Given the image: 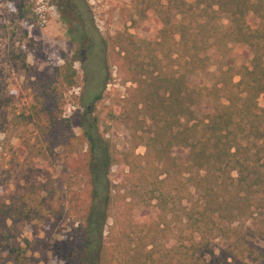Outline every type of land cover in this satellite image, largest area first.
Instances as JSON below:
<instances>
[{
    "label": "trees",
    "instance_id": "16d2710c",
    "mask_svg": "<svg viewBox=\"0 0 264 264\" xmlns=\"http://www.w3.org/2000/svg\"><path fill=\"white\" fill-rule=\"evenodd\" d=\"M135 2L157 35L111 38V65L134 84L116 116L133 138L120 150L97 117L82 125L91 190L75 228L80 264H264V0ZM231 42L251 49L250 63L229 66L212 86L194 85L210 50ZM77 60L56 65L32 102L13 112L12 126L31 125L36 136L14 190L0 200V264H41V240L23 237L22 223L41 221L46 210L64 214L77 200L72 178L53 179L56 163L77 152L64 116ZM203 99L211 110L200 116ZM120 164L127 169L115 181ZM66 214L75 215L71 207ZM173 222L190 231L188 242L167 244ZM215 239L223 243L218 253L206 245Z\"/></svg>",
    "mask_w": 264,
    "mask_h": 264
},
{
    "label": "rangeland",
    "instance_id": "374dc122",
    "mask_svg": "<svg viewBox=\"0 0 264 264\" xmlns=\"http://www.w3.org/2000/svg\"><path fill=\"white\" fill-rule=\"evenodd\" d=\"M135 1L0 0V200L14 190L25 145L33 143L36 136L31 125L12 126L13 112H20L32 102L56 65L66 57L80 58L76 61L77 83L66 90L64 106V116L71 122L68 139L75 143L77 152L56 163L53 170L57 184L64 185L69 178L75 181L77 200L65 204L64 214L46 210L41 221L21 225L23 237L41 240L35 253L41 264H80V239L75 228L87 210L91 190L88 144L82 125L88 118L97 117L101 129L120 150L132 143L131 131L116 116L134 84L127 81L117 66L111 65L110 41L122 33L157 35L155 24L139 17ZM223 23L227 25V19ZM209 54L208 68L192 76L194 85L212 86L224 79L223 72L229 66L238 68L249 64L252 58L248 46L235 42L213 48ZM98 95H101L99 100ZM259 103L264 107V96L259 98ZM210 110L209 99H203L196 107L200 116ZM136 151L144 154L146 148L141 144ZM176 153L187 156L185 150ZM125 168L122 164L113 167L115 181H119ZM68 207L76 216L66 214ZM112 222L110 219L108 225ZM246 224L249 226L250 222ZM190 237L183 223L173 222L167 244L174 245L177 240L188 242ZM200 240L195 235V241ZM206 245L208 251L218 253L223 243L215 239ZM210 252L205 254L207 261Z\"/></svg>",
    "mask_w": 264,
    "mask_h": 264
}]
</instances>
